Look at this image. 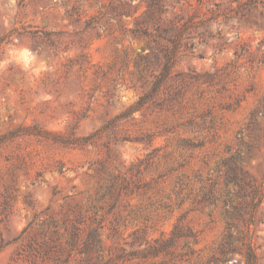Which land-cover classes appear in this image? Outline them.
<instances>
[{"label":"rangeland","instance_id":"obj_1","mask_svg":"<svg viewBox=\"0 0 264 264\" xmlns=\"http://www.w3.org/2000/svg\"><path fill=\"white\" fill-rule=\"evenodd\" d=\"M65 215L101 262L244 264L230 231L264 264V0H0V264Z\"/></svg>","mask_w":264,"mask_h":264},{"label":"trees","instance_id":"obj_2","mask_svg":"<svg viewBox=\"0 0 264 264\" xmlns=\"http://www.w3.org/2000/svg\"><path fill=\"white\" fill-rule=\"evenodd\" d=\"M167 72V67H164L163 72L160 76L156 78L153 85V90L156 89L158 84L163 80ZM145 97L141 98L140 102ZM234 169V168H231ZM227 179L229 181L237 182L238 176L234 172H229L227 174ZM253 195H258L257 189H254ZM255 203L252 204L251 209L248 211L249 217L254 212ZM226 225L227 229L234 227L235 223L233 218L238 215L241 216L240 208L233 207L230 209H225ZM249 219V218H248ZM62 226H59L53 219L47 222V227L50 233V239L45 246L46 252L50 255L53 260L51 264H69L71 256H76V264H112L111 258L106 261L101 262V246L100 242L96 237V228L90 227L87 234L81 238L79 235V230L75 224V220L65 215L63 218ZM229 230V229H228ZM63 238V244L58 243V239ZM179 237H194V233L189 229V227L182 225L180 222H176L171 229L169 236L165 238L155 239V244H147L141 249H133L129 253L130 255H156L160 251L168 250V248L173 244L174 240ZM232 232L228 231L223 236L221 243H219L218 251L220 253L219 257H212L211 260H223L227 261L228 258L226 254L228 252H239L243 255L244 264H255V254L249 242L245 240V235L242 237H236L240 240L241 247L231 244ZM187 244V243H185ZM141 245V243L139 244ZM121 254L118 256L120 257Z\"/></svg>","mask_w":264,"mask_h":264}]
</instances>
